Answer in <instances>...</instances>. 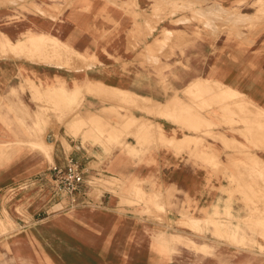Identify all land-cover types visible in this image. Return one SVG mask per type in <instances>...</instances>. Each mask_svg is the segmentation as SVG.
Instances as JSON below:
<instances>
[{
  "label": "rangeland",
  "instance_id": "obj_1",
  "mask_svg": "<svg viewBox=\"0 0 264 264\" xmlns=\"http://www.w3.org/2000/svg\"><path fill=\"white\" fill-rule=\"evenodd\" d=\"M10 1L0 7V264H264V177L256 155L264 156V115L248 97L225 99L230 92L210 76L194 77L175 89L169 61L174 57L173 65H181L183 50L206 36L223 39L221 46L232 42L238 48H254L264 36V0H28L31 4L24 7ZM100 51L125 73L134 64L141 76L155 77L156 95L166 96V101L130 93L124 97L118 87L92 80L72 85L59 79L41 81L9 65L38 64L64 74L100 64ZM224 58L221 50L220 59L226 62ZM196 78L201 80L192 84ZM205 78L211 79L209 85ZM177 93L181 105L171 112L169 104ZM87 95L96 96L102 107L90 111ZM136 109L172 120L184 128L181 133L199 134L186 146L202 148L205 163L212 165L211 143H234L241 162L219 167L231 171L229 187L222 189L229 196L224 205L199 215L190 202L175 203L176 190L100 175L86 178L88 206L81 211L104 228L79 222L73 226L72 214L58 212L63 205L55 206L58 201L52 200L53 208L43 210V199L29 188L32 181L20 179L31 163L9 169V161L26 152L40 153L52 163L55 143L69 150L68 143H91L103 147L107 157L116 148L145 155L159 145L179 146L169 141L161 125L148 119L138 124V118L131 123ZM167 110L173 118L168 119ZM247 166L250 170L244 174ZM128 211L150 225L147 231L128 240L115 224L107 233L105 213L118 217ZM69 217L71 239L67 223L58 221ZM159 231L182 239L168 237L164 243ZM87 232L97 244L83 245L73 236Z\"/></svg>",
  "mask_w": 264,
  "mask_h": 264
},
{
  "label": "crops",
  "instance_id": "obj_2",
  "mask_svg": "<svg viewBox=\"0 0 264 264\" xmlns=\"http://www.w3.org/2000/svg\"><path fill=\"white\" fill-rule=\"evenodd\" d=\"M224 1L230 3L233 0ZM71 18L76 20V15L71 16ZM263 38H260V41L258 40L257 46L254 48L252 46L238 48L232 42L223 43L221 46L223 39H214L209 36L198 40L195 44L187 46L183 50V54L178 56L181 65H173L177 62L174 60V57L169 60L175 76L170 78V85L175 89L182 88L194 77L204 78L205 76H210L212 79L219 80L225 85L243 93L251 101L264 109ZM221 50L222 54L226 56L224 58V60H227L226 62L220 59ZM119 54L121 53L117 51V55ZM99 61L100 64L88 69L71 70L64 74L58 70L38 64L27 65L26 63L18 64L14 62L9 63V65L18 70L23 69L41 81H52L54 83L59 79L72 85L74 81L84 82L92 80L118 87L122 90H129L137 95L150 97L158 102L166 100V96L160 97L156 95L157 79L146 76L145 73L141 76L139 73L141 68L138 65L133 64L128 68L129 72L125 73L122 65L111 61L108 54L103 51L99 52ZM190 71L192 72L189 73ZM178 75L181 79H178ZM0 84L2 85L3 83L0 82ZM85 102V107L89 110L102 107L100 100L93 95H87ZM131 115L140 120L148 119L155 125H161L167 137L176 136L177 138H181L178 136L180 134L182 137L185 134L190 136V138L198 139L201 137L199 134L187 130L181 133L183 129L178 124L172 120L162 119L153 114L136 109ZM65 141L68 143V140ZM71 142L74 141L71 140ZM230 143H222L221 141L211 143L212 165L203 161L204 151L202 148L193 145H181L176 148L166 144L159 145L151 148L145 155L143 153H138L137 155L133 153L131 155L120 148H116L111 156L107 157V153L103 147L93 146L91 143L84 146L79 142L68 143L70 150L66 149L63 143H55L52 163L40 153L26 152L13 161H9V169L22 164V162L31 163L28 165L29 167L25 173L20 175V179L28 183L32 181L29 188H32L31 192L35 198L43 199V203L41 204L43 210H47L49 207L53 208L54 204H50V201L56 200L53 196L50 167L52 165L63 166L67 158L72 157L84 168L85 178H98L97 176L103 175L131 181H148L149 183H154L157 188L161 187L164 191L176 190V193H174L176 204L181 206L182 203L190 202L195 212L203 215V210H206L208 213L213 212L215 207L224 205L229 197L223 193L222 189L229 187L227 177L231 171L228 167H223V170L220 171L219 167L226 164H230L233 167V165L241 162V158L236 157L239 155L237 149L231 145L233 143ZM136 150L140 151L138 147H136ZM256 155L258 156L257 160H259L257 164L260 166L259 175L264 177V156H261V153H257ZM249 170L248 166L244 167V174ZM85 189H87V185ZM239 197L241 195H235V198ZM27 200H30L29 196ZM76 201V205L71 207H66V203L64 202H58L55 206L63 205L58 209V212L62 210L61 212H67L65 214H72L73 226H76L75 222H79L93 229H103V226L97 224L95 219L91 218V214L81 211L88 206L84 205L88 202L86 197L82 194H76ZM105 202L107 207L111 206V201L106 199V196ZM233 206H239L237 201H233ZM47 213L50 212L47 211ZM131 213L132 211H128L127 214L118 215V217L114 215L115 213H105L104 219L106 224L104 226H106L107 233L111 230L113 231L115 224H119L123 228L124 237L128 240L139 237L140 233L144 234L150 225L146 224L145 221L141 222L143 219ZM233 213L240 215L237 210H234ZM69 218L58 219V221L67 223L68 237L71 239V217ZM55 224L53 223V225ZM152 224L155 223L152 222ZM73 236L83 245L91 246L97 244L94 240H90L91 232L80 236ZM93 236L95 237L94 234ZM127 244H130V241H127Z\"/></svg>",
  "mask_w": 264,
  "mask_h": 264
},
{
  "label": "built area",
  "instance_id": "obj_3",
  "mask_svg": "<svg viewBox=\"0 0 264 264\" xmlns=\"http://www.w3.org/2000/svg\"><path fill=\"white\" fill-rule=\"evenodd\" d=\"M50 177L53 185V196L58 202L65 201L66 207L76 205V194L88 196L85 170L72 157L67 158L63 166L52 165ZM68 203H67V201Z\"/></svg>",
  "mask_w": 264,
  "mask_h": 264
},
{
  "label": "bare ground",
  "instance_id": "obj_4",
  "mask_svg": "<svg viewBox=\"0 0 264 264\" xmlns=\"http://www.w3.org/2000/svg\"><path fill=\"white\" fill-rule=\"evenodd\" d=\"M8 2L10 3L11 1L10 0H3V1H1L0 2V7H5V6H7L8 5ZM14 2H15V4H17V5H19V6H22V7H24V6H27V5H30L29 4V1L28 0H25V1H22V2H17L16 0H14ZM33 5V4H32ZM68 7V6H67ZM46 17V16H45ZM52 17V16H51ZM50 17V18H51ZM54 18V17H53ZM28 30H30V29H28ZM0 31H2V30H0ZM201 80V78H196V79H194L193 81H192V84H194V83H197L198 81H200ZM205 80H207V82L205 83V85H207L210 81H211V79H209V78H205ZM221 81H219V83H220ZM191 84V85H192ZM221 84L223 85L222 86V88H223V90H225V89H227V91H229L230 92V94L229 95H226L224 98L225 99H230V100H234V99H243V98H246L247 96L246 95H244L243 93H241V92H239L238 90H236V89H233L232 87H230V86H228V85H225L224 83H222L221 82ZM191 85H189L188 87L190 88V86ZM209 85V84H208ZM66 88V87H65ZM210 88V87H209ZM67 89V88H66ZM118 90L120 91V93H122V95L125 97V94L127 95V94H129L130 93V95H134L135 93L134 92H131V91H129V90H122L121 88H118ZM175 90V89H174ZM175 91H177V90H175ZM185 93V92H184ZM178 94V93H177ZM136 95V94H135ZM122 96V97H123ZM115 98H114V100L116 99V101L117 100H119V99H121L119 96H114ZM230 97H232V98H230ZM128 99V98H127ZM165 99V98H164ZM174 99V100H173ZM131 100H133V99H131ZM173 100V101H172ZM172 100H171V103L169 104V106H171V112H176V110H174L173 109V107L176 109V107L178 108L180 105H181V103H179L180 101H181V97L179 96V94L178 95H174L173 97H172ZM134 101V100H133ZM166 101V100H165ZM223 101H228V100H222V102ZM251 101V100H250ZM221 101H220V103H222ZM224 102V103H225ZM239 102V101H238ZM138 103H140V104H142L141 102H138ZM159 103H163V102H159ZM167 103V102H166ZM228 103V102H227ZM231 103V102H230ZM229 103V104H230ZM251 103H253V104H255L253 101H251ZM139 104V105H140ZM163 105H166V104H163ZM210 105V104H209ZM223 105V104H222ZM231 105V104H230ZM250 105V104H249ZM257 105V104H256ZM160 106V105H159ZM169 106H167V107H169ZM232 106H230V108H231ZM233 107H235V108H237L236 106H233ZM231 108L230 110H234V108ZM225 108H226V106H225ZM251 109H253V111H255L254 110V108L252 107ZM256 109V108H255ZM257 109L259 110L258 112H260V114H262V115H264V109L263 108H261V107H257ZM256 109V110H257ZM240 110V109H239ZM163 111V110H162ZM162 111H161V113H162ZM169 111H170V109H169ZM168 110H167V112H169ZM246 111H248L249 113H250V111L249 110H246ZM252 111V110H251ZM164 112V111H163ZM171 112H169L170 113V118H168V119H171V118H173L174 117V115H171ZM234 112V111H233ZM241 112H242V110H241ZM235 113V112H234ZM255 113H256V111H255ZM244 114V113H243ZM245 114H246V112H245ZM251 114H253V113H251ZM163 116H164V114H162ZM165 116H166V112H165ZM164 116V117H165ZM218 116V115H217ZM249 116V115H248ZM169 117V116H168ZM251 117H252V115H251ZM253 117H254V115H253ZM258 117H260V115L258 116ZM257 117V118H258ZM130 122L132 123V122H137V120H136V117H134L133 115H130ZM263 120H264V117H261ZM260 118V119H261ZM135 119V120H134ZM244 119V118H243ZM255 119V118H254ZM144 120H142V121H138V124H140V123H144L143 122ZM211 121V120H210ZM247 121V120H246ZM187 123V122H186ZM186 125V124H185ZM221 125V124H220ZM234 125V124H233ZM184 129V128H183ZM162 130H163V128H162ZM164 131V130H163ZM173 132V131H172ZM236 132H237V130H236ZM252 135H250V137H251ZM172 140V141H171ZM169 141L171 142V143H174V142H176V143H174V144H179V146H181L182 144L183 145H187V143L190 141V136H188L187 134H185L183 137H181V138H177V137H175L174 136V138H172V137H170L169 138ZM230 143V142H229ZM177 144V145H178ZM231 144V143H230ZM234 144V143H233ZM233 144H231V145H233ZM175 147V146H174ZM176 147H178V146H176ZM242 148V147H241ZM240 148V149H241ZM226 187V186H225ZM238 187V186H237ZM232 188V187H231ZM234 189V188H233ZM259 193V192H258ZM252 199V198H251ZM256 203V202H255ZM250 214V213H249ZM263 218V217H262ZM193 220L194 221H198L199 220V218H193ZM258 220V219H257ZM259 221V220H258ZM257 221V222H258ZM263 221V220H262ZM261 221V222H262ZM247 223V222H246ZM249 223V222H248ZM262 225H263V223H262ZM160 232V231H159ZM155 235H158V234H156L155 233ZM159 235H161V238L163 239V241H164V243L165 242H167V240H168V237H170V239H172V240H175V239H177V240H181L182 238H181V236H179V235H171V236H169V235H167L166 234V232H164V231H161L160 233H159ZM188 240H191V239H184V241H188ZM256 254V253H255Z\"/></svg>",
  "mask_w": 264,
  "mask_h": 264
}]
</instances>
